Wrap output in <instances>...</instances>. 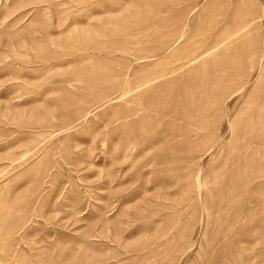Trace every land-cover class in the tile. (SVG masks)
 Listing matches in <instances>:
<instances>
[{"label": "rangeland", "instance_id": "obj_1", "mask_svg": "<svg viewBox=\"0 0 264 264\" xmlns=\"http://www.w3.org/2000/svg\"><path fill=\"white\" fill-rule=\"evenodd\" d=\"M0 264H264V0H0Z\"/></svg>", "mask_w": 264, "mask_h": 264}]
</instances>
